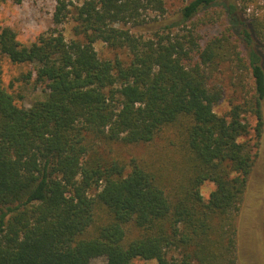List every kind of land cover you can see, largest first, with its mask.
Instances as JSON below:
<instances>
[{"label": "trees", "instance_id": "16d2710c", "mask_svg": "<svg viewBox=\"0 0 264 264\" xmlns=\"http://www.w3.org/2000/svg\"><path fill=\"white\" fill-rule=\"evenodd\" d=\"M56 1L55 24L74 7L75 38L53 28L26 45L0 25V264H237L264 131V6L246 20L234 0H190L144 37L142 10L165 15L166 0ZM214 5L230 25L201 46L187 23ZM99 40L113 58L99 56ZM4 58L34 65L24 81L34 72L43 95L30 106L4 85ZM247 67L253 93L216 112L228 72ZM168 137L184 165L172 180L160 158L110 147Z\"/></svg>", "mask_w": 264, "mask_h": 264}, {"label": "rangeland", "instance_id": "374dc122", "mask_svg": "<svg viewBox=\"0 0 264 264\" xmlns=\"http://www.w3.org/2000/svg\"><path fill=\"white\" fill-rule=\"evenodd\" d=\"M68 1V0H67ZM73 3H80L82 0H71ZM190 0H166L165 15L150 6L142 10L144 24L141 27H134V30L144 37L153 36L157 29H161L166 23L180 20L181 9ZM239 4L241 12L246 20H249L253 13L259 11L256 2L264 6V0H234ZM56 0H22L16 3L13 0H0V25L10 26L17 32L18 39L26 45L31 44L37 37L53 28L61 30L65 37L70 40L76 37L74 26L76 24L73 16L75 9L69 5L71 12L63 22H53V12ZM229 18L221 5H214L201 10L187 26L199 34L201 46L214 35L226 31L229 27ZM163 29H161L162 31ZM180 31V30H179ZM95 48L101 58H113L115 52L101 40L96 41ZM243 48V46H241ZM262 54L264 65V42L258 45ZM248 60V59H247ZM33 64L14 63L9 58L3 60V82L7 89L19 98V103L30 106L35 100L43 95V87L34 84L35 73L31 79L24 81V76L32 70ZM229 71L224 87L223 98L215 106V111L224 114L230 108L231 99L241 101L244 94L253 93L254 78L249 68H239ZM247 118L252 125L256 124V117L248 114ZM169 137L157 138L153 144H138L131 146L111 145L115 154H122L126 158L140 157L146 161H154L160 158L166 165L168 179L172 180L178 176L184 168L183 155L178 147L168 144ZM119 148V150H118ZM118 151H117V150ZM215 188L212 181H205L201 186V192L205 199H208L211 191ZM239 228V245L237 264H264V131L260 155L249 176L247 190L241 202L240 211L237 215ZM174 252H169V257ZM106 258L103 256L92 259V264H104ZM130 264H158L156 259L135 258Z\"/></svg>", "mask_w": 264, "mask_h": 264}]
</instances>
